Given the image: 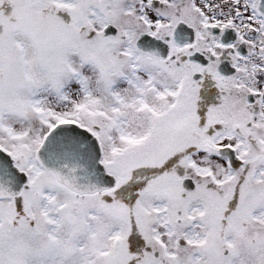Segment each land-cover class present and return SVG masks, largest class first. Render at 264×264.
<instances>
[{
    "label": "snow or ice",
    "instance_id": "1",
    "mask_svg": "<svg viewBox=\"0 0 264 264\" xmlns=\"http://www.w3.org/2000/svg\"><path fill=\"white\" fill-rule=\"evenodd\" d=\"M0 264H264V0H0Z\"/></svg>",
    "mask_w": 264,
    "mask_h": 264
}]
</instances>
